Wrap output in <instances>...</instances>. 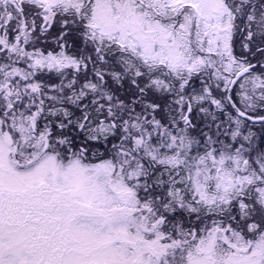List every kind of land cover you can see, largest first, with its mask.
I'll return each instance as SVG.
<instances>
[{
    "label": "snow or ice",
    "instance_id": "6c2138e0",
    "mask_svg": "<svg viewBox=\"0 0 264 264\" xmlns=\"http://www.w3.org/2000/svg\"><path fill=\"white\" fill-rule=\"evenodd\" d=\"M0 264H264V0H0Z\"/></svg>",
    "mask_w": 264,
    "mask_h": 264
}]
</instances>
